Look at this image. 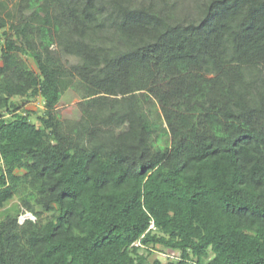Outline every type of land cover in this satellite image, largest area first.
I'll return each mask as SVG.
<instances>
[{
  "label": "trees",
  "instance_id": "16d2710c",
  "mask_svg": "<svg viewBox=\"0 0 264 264\" xmlns=\"http://www.w3.org/2000/svg\"><path fill=\"white\" fill-rule=\"evenodd\" d=\"M176 12L0 0V264H264V0Z\"/></svg>",
  "mask_w": 264,
  "mask_h": 264
},
{
  "label": "rangeland",
  "instance_id": "374dc122",
  "mask_svg": "<svg viewBox=\"0 0 264 264\" xmlns=\"http://www.w3.org/2000/svg\"><path fill=\"white\" fill-rule=\"evenodd\" d=\"M153 0H145V2H151ZM159 1V0H154ZM176 4L177 8V14L181 15L184 14V12L187 11L188 8L193 7L196 4V0H171ZM186 10V11H184ZM2 31H0L1 33ZM4 36L2 37V42L1 45H3L4 42ZM29 63L33 68H37L36 63L33 59H29ZM17 101H19L22 105V111L25 112L26 110H32L36 112L37 114L32 117V121L36 124H40V120L38 119V115L43 114L44 112V100L42 99L41 96L34 98V99H27V98H22V97H16L15 98ZM82 99L80 98L79 94L71 89L68 90L64 95L60 103L57 105V111L60 115L61 118L63 119H77L82 116V111L79 107V103ZM18 173H21L19 171ZM27 218L35 219V217L29 215V212H25L20 215L19 221L22 223L24 222ZM158 248L150 255V261L153 262L154 259L159 258L163 261L165 264L167 260L169 259V255H172V257H176L179 255L178 252H170L168 250H163ZM203 264L206 263V259L204 258Z\"/></svg>",
  "mask_w": 264,
  "mask_h": 264
},
{
  "label": "water",
  "instance_id": "95a60500",
  "mask_svg": "<svg viewBox=\"0 0 264 264\" xmlns=\"http://www.w3.org/2000/svg\"><path fill=\"white\" fill-rule=\"evenodd\" d=\"M29 215L33 216V214H31V213H29ZM33 217H35V216H33Z\"/></svg>",
  "mask_w": 264,
  "mask_h": 264
}]
</instances>
